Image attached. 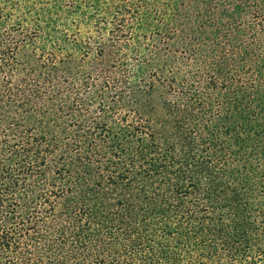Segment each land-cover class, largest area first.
I'll list each match as a JSON object with an SVG mask.
<instances>
[{"label":"trees","instance_id":"1","mask_svg":"<svg viewBox=\"0 0 264 264\" xmlns=\"http://www.w3.org/2000/svg\"><path fill=\"white\" fill-rule=\"evenodd\" d=\"M0 264H264V0H0Z\"/></svg>","mask_w":264,"mask_h":264}]
</instances>
